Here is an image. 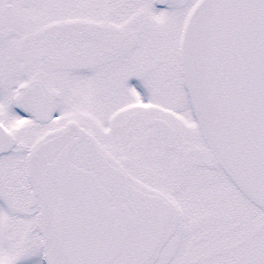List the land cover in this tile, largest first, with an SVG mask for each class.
Segmentation results:
<instances>
[{"label":"snow or ice","instance_id":"6c2138e0","mask_svg":"<svg viewBox=\"0 0 264 264\" xmlns=\"http://www.w3.org/2000/svg\"><path fill=\"white\" fill-rule=\"evenodd\" d=\"M0 264H264V0H0Z\"/></svg>","mask_w":264,"mask_h":264}]
</instances>
